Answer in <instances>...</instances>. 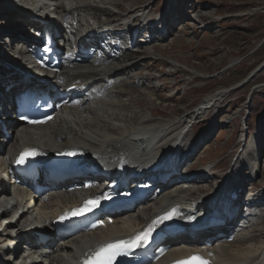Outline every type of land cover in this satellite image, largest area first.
<instances>
[{
    "label": "bare ground",
    "instance_id": "obj_1",
    "mask_svg": "<svg viewBox=\"0 0 264 264\" xmlns=\"http://www.w3.org/2000/svg\"><path fill=\"white\" fill-rule=\"evenodd\" d=\"M7 1L0 0V15L6 14V17L0 20L1 24L3 21L11 24L5 28L0 27L2 31L0 48L2 44L9 46L7 38L17 39L19 29L15 23L18 26L27 24L34 28L41 27L42 25L35 21V17L42 19L51 30L54 28L56 34L60 36L59 39L65 38L67 26L64 25V29H61L63 24L58 18L50 17L48 13L50 6L58 12L60 5L48 3L49 0H11L14 5L4 6ZM157 1L143 0L142 3H136L135 0H69L66 13L73 18L69 25L72 26L76 22L85 28L83 35L89 34L81 35L78 41L86 49L97 52L98 57L89 63L86 70L83 66L66 69L62 74L56 75L51 83L45 82L49 87L61 90L74 89L72 92L74 108L60 114L53 125L19 129L16 122L10 124V117L4 120L5 125L10 127L12 137L6 141L0 131V264H13L16 260H12V255L18 254L24 243H27V251L23 254L25 260L21 264H74L81 253L98 245L132 236L147 224L161 220L168 213L177 214L180 221L192 222V216H199L200 211H204L207 205L218 203L220 197H229L232 193L240 194L250 185H259V182L255 183L253 179L255 175H260L259 171L262 172L261 151L258 148H248L231 163L223 177L216 175L218 166L204 167L191 174L183 172L180 175L175 174L167 184L159 185L162 192L158 196H153L149 204L121 217L106 229L61 243H56L53 221L65 209L79 203L78 198L85 197L87 193L59 190L64 186L69 187L72 182L55 185L54 187L59 188L43 195L19 188H14L13 194L12 189L5 190V184L10 182L13 163L24 146H34L50 154L64 150L76 153L83 151L90 160H96L98 157L96 155L116 158L119 164H130L127 174L139 167L142 155L147 158L149 155L165 157L174 149L176 157L182 155L180 170L185 171L186 166L190 168L197 166V163L193 165L190 163L197 156L201 144L203 145L216 131L217 122L211 120L210 128L201 131L192 141L187 140L192 129L187 130L186 124L190 119H201L207 111H213L232 92H217L206 96L199 106L181 113L174 119H162L156 117L155 110H138L134 107L136 100L131 98L130 94L143 96L144 101L151 102L149 97L160 90L158 89L160 86L147 81L153 78L152 75L146 70L143 72L141 70L149 61L157 62L155 53L164 48L161 42L172 35V30L178 29L177 25L181 27L187 20L182 17L186 5L178 2L179 0L172 2L168 0L166 9L159 14L166 12L170 21L167 24L162 23L160 27L159 15L153 17L157 10L155 9ZM188 17L194 21L188 20L186 25L192 26L198 24L200 20H205L206 16L198 14ZM105 23L113 25V33L105 36L120 42L116 47L107 43V51L100 46L104 40L100 38L101 31L96 29ZM142 33L146 35L141 37ZM22 36L19 42L32 39L26 35ZM1 50L0 109L3 110L4 119L6 112L9 111L6 106L7 100H4L7 99L8 90L12 89V92L16 93L24 87L34 85L33 76L36 75V71L30 62L27 63L29 72L20 68L21 63L15 48V51H5L4 48ZM168 65L175 71L179 70L175 63L169 62ZM30 72L32 78L23 83V77ZM255 74L250 78L251 81ZM155 79L158 82V78ZM138 87L142 90H138ZM246 171L249 172L247 175ZM216 195L218 196L215 197ZM249 201H253L254 204L250 205L249 215L243 218L242 223L248 222L250 226L240 228L238 231L237 228L240 226L235 227L237 222L235 217L222 226L220 233L232 232L225 238L234 236L235 240L233 242L221 240L212 248L213 264H264V187L250 194L247 202ZM233 204L237 206L235 202ZM239 212L240 210L236 209L233 214L237 213L235 216H238ZM228 227L230 229H227ZM185 229L187 230L185 237H188L192 233L191 226L187 225ZM37 234H45L51 240L45 243L46 245L35 246L39 243ZM204 236L206 233H197L193 240L182 238L180 248L177 247L180 241L174 242V249L163 264L196 250Z\"/></svg>",
    "mask_w": 264,
    "mask_h": 264
},
{
    "label": "rangeland",
    "instance_id": "obj_2",
    "mask_svg": "<svg viewBox=\"0 0 264 264\" xmlns=\"http://www.w3.org/2000/svg\"><path fill=\"white\" fill-rule=\"evenodd\" d=\"M135 2L142 3L143 0ZM178 2L186 5L182 17L187 20L183 26L177 25L178 29L172 30V35L161 42L164 48L155 53L157 62L149 61L141 70L152 75L153 78L147 81L160 86V90L149 97L151 102L144 101L143 96L130 94L136 100L134 107L138 110H155L156 117L162 119H174L199 106L206 96L232 92L213 111H207L201 119H190L186 124L187 130L192 129L187 138L190 141L201 131L210 128L213 119L217 122V128L214 134L212 130L209 132L212 135L201 144V149H198L200 153L191 161V165L197 163V166H186L187 170L183 172L191 174L204 167L218 166L216 175L223 177L242 151L258 148L262 159L260 165H263L262 172L259 171V181H256L260 189L264 187V0ZM9 4L13 5L11 0L4 6ZM18 4L22 6L20 2ZM168 4V0H158L154 13L164 11ZM198 14H205V20L192 26L186 25L188 20L194 21L188 16ZM5 15H0V18ZM10 24L7 21L1 24L0 20V27L5 28ZM15 26L18 24L15 23ZM60 28L64 29V25ZM169 62L177 64L179 70L175 71L168 65ZM155 78H158V82ZM139 89L142 90L141 87ZM248 173L246 171V175Z\"/></svg>",
    "mask_w": 264,
    "mask_h": 264
},
{
    "label": "snow or ice",
    "instance_id": "obj_3",
    "mask_svg": "<svg viewBox=\"0 0 264 264\" xmlns=\"http://www.w3.org/2000/svg\"><path fill=\"white\" fill-rule=\"evenodd\" d=\"M30 123H36L37 121H29ZM37 153L35 152H24L20 156V163H24L25 159L29 156H35ZM98 201H88L85 205V208H90L94 205L98 206ZM84 209L79 210L77 213H73V215L81 214ZM174 213H170L165 219H171ZM153 229L149 228L148 231L141 233L138 235L135 240L130 242H120L118 244H108L106 247L101 248L98 252H96L91 261H86V264H97V258H100L99 264H113V261L117 256L127 255L128 251L132 248H139L148 243L149 238L151 237ZM193 260L195 264H208L207 261H203L200 258L194 257Z\"/></svg>",
    "mask_w": 264,
    "mask_h": 264
}]
</instances>
